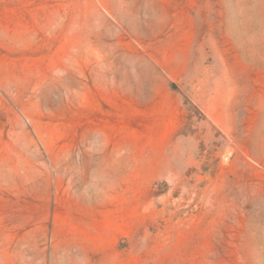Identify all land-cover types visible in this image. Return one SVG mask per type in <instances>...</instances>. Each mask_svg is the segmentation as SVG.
Returning <instances> with one entry per match:
<instances>
[{"label":"rangeland","instance_id":"374dc122","mask_svg":"<svg viewBox=\"0 0 264 264\" xmlns=\"http://www.w3.org/2000/svg\"><path fill=\"white\" fill-rule=\"evenodd\" d=\"M0 264H264V0H0Z\"/></svg>","mask_w":264,"mask_h":264}]
</instances>
